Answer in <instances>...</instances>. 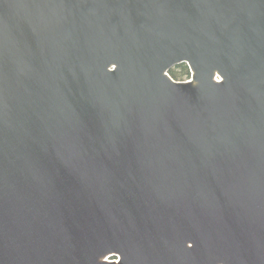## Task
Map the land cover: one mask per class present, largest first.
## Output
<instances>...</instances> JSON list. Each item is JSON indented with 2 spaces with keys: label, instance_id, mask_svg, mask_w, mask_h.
Listing matches in <instances>:
<instances>
[{
  "label": "water",
  "instance_id": "95a60500",
  "mask_svg": "<svg viewBox=\"0 0 264 264\" xmlns=\"http://www.w3.org/2000/svg\"><path fill=\"white\" fill-rule=\"evenodd\" d=\"M0 264H264V0H0Z\"/></svg>",
  "mask_w": 264,
  "mask_h": 264
},
{
  "label": "trees",
  "instance_id": "16d2710c",
  "mask_svg": "<svg viewBox=\"0 0 264 264\" xmlns=\"http://www.w3.org/2000/svg\"><path fill=\"white\" fill-rule=\"evenodd\" d=\"M169 73L176 81H186L191 78V72L187 64L177 65Z\"/></svg>",
  "mask_w": 264,
  "mask_h": 264
}]
</instances>
